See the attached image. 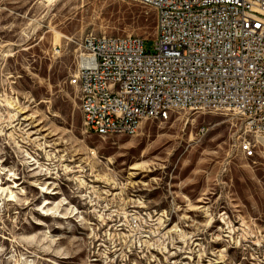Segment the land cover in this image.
<instances>
[{"label":"rangeland","instance_id":"obj_1","mask_svg":"<svg viewBox=\"0 0 264 264\" xmlns=\"http://www.w3.org/2000/svg\"><path fill=\"white\" fill-rule=\"evenodd\" d=\"M52 4L0 0V264H264V144L244 155L239 116L179 109L135 135L84 125L70 83L81 38L154 51L156 11Z\"/></svg>","mask_w":264,"mask_h":264},{"label":"built area","instance_id":"obj_2","mask_svg":"<svg viewBox=\"0 0 264 264\" xmlns=\"http://www.w3.org/2000/svg\"><path fill=\"white\" fill-rule=\"evenodd\" d=\"M137 2L156 11L154 51L131 35L81 38L70 83L86 129L135 135L175 110L229 109L244 123L241 151L255 157L264 138V0Z\"/></svg>","mask_w":264,"mask_h":264},{"label":"bare ground","instance_id":"obj_3","mask_svg":"<svg viewBox=\"0 0 264 264\" xmlns=\"http://www.w3.org/2000/svg\"><path fill=\"white\" fill-rule=\"evenodd\" d=\"M47 4H52V3H54V2H56V1H58V0H44ZM53 5V4H52ZM62 37H64V38H66V39H70L69 37H67V36H65V35H63L62 33H60V32H57V35H56V39L57 40H60ZM59 42V41H58ZM221 109V108H220ZM226 110H228V111H230L229 109H226ZM145 121H143L142 122V124H141V127H142V125H143V123H144ZM141 127H140V129H141ZM260 142L262 143V144H264V138H260ZM11 176H12V174H11ZM14 179H16V177L14 176ZM0 180H1V176H0ZM0 182H2V181H0ZM18 185V184H17ZM1 187V186H0ZM9 188V187H8ZM18 188V187H17ZM1 189V188H0ZM7 189V188H6ZM9 192V191H8ZM7 192V193H8ZM15 192L14 191H10V196H9V201H16V195L14 194ZM45 193V192H44ZM47 193V192H46ZM53 194V193H52ZM7 197V196H6ZM45 202V201H44ZM50 202V201H49ZM47 207V206H46ZM45 212V211H44ZM173 231H174V228H173ZM203 238V237H202ZM180 241V240H179ZM182 242V241H181ZM180 243V242H179ZM200 243V242H199ZM198 245V244H197ZM202 245H203V243H202ZM223 249H225V248H223ZM197 251V250H196ZM199 251V250H198ZM226 251V250H225ZM222 254V253H221ZM190 259H192V258H190ZM219 263V262H218Z\"/></svg>","mask_w":264,"mask_h":264}]
</instances>
